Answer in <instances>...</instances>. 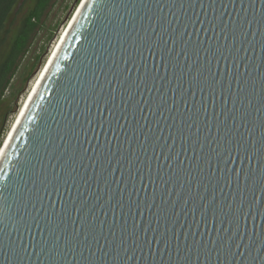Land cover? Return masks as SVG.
Masks as SVG:
<instances>
[{
    "label": "water",
    "instance_id": "95a60500",
    "mask_svg": "<svg viewBox=\"0 0 264 264\" xmlns=\"http://www.w3.org/2000/svg\"><path fill=\"white\" fill-rule=\"evenodd\" d=\"M0 264H264V0H88L0 163Z\"/></svg>",
    "mask_w": 264,
    "mask_h": 264
},
{
    "label": "trees",
    "instance_id": "16d2710c",
    "mask_svg": "<svg viewBox=\"0 0 264 264\" xmlns=\"http://www.w3.org/2000/svg\"><path fill=\"white\" fill-rule=\"evenodd\" d=\"M54 2L55 0H0V108ZM39 57L40 55L37 59ZM31 69L24 72L25 80Z\"/></svg>",
    "mask_w": 264,
    "mask_h": 264
},
{
    "label": "rangeland",
    "instance_id": "374dc122",
    "mask_svg": "<svg viewBox=\"0 0 264 264\" xmlns=\"http://www.w3.org/2000/svg\"><path fill=\"white\" fill-rule=\"evenodd\" d=\"M81 0H55L44 17L43 28L39 31L31 50L23 60L13 86L6 92L5 102L0 108V139L3 144L24 101L33 88L42 69L56 48L63 32L68 27ZM40 57L37 59V56ZM27 67V69H26ZM32 68V69H31ZM26 69V70H25ZM31 69L25 80L24 72Z\"/></svg>",
    "mask_w": 264,
    "mask_h": 264
},
{
    "label": "bare ground",
    "instance_id": "6f19581e",
    "mask_svg": "<svg viewBox=\"0 0 264 264\" xmlns=\"http://www.w3.org/2000/svg\"><path fill=\"white\" fill-rule=\"evenodd\" d=\"M88 0H81L79 5L76 8V11L74 13V18L72 17L70 23L68 26H70L69 30H66L63 32V35L61 36L62 42L59 45V42L61 41V39L59 40L56 48L54 49L53 53L50 55L49 60L47 61L46 65L44 66V68L42 69L39 77L37 78V80L34 82L33 88L31 89L29 95L27 96L26 100L24 101L22 108L20 110V112L18 113V117H16L17 119H15L14 123L12 124V127L8 133V135L6 136L3 144L0 147V163L5 155V153L7 152L14 136L16 135L17 131L19 130L21 124L23 123L29 108L32 106L35 98L37 97L48 73L50 72L61 48L63 47L72 27L74 26L80 12L82 11V9L84 8V6L87 4Z\"/></svg>",
    "mask_w": 264,
    "mask_h": 264
}]
</instances>
